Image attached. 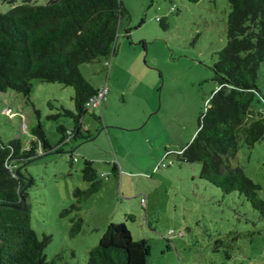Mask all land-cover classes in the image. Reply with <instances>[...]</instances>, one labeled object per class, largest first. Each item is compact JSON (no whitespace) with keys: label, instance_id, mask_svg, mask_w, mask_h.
<instances>
[{"label":"rangeland","instance_id":"rangeland-1","mask_svg":"<svg viewBox=\"0 0 264 264\" xmlns=\"http://www.w3.org/2000/svg\"><path fill=\"white\" fill-rule=\"evenodd\" d=\"M121 2L127 15L117 28L115 53L78 65L87 82L107 90L100 110L88 109L82 125L92 132L95 121L89 113L106 112L116 122L111 132L98 128L91 140H67L50 153L38 151L23 166L30 176L25 183L30 226L37 238L50 237L43 251L46 261L85 264L87 250L106 225L122 222L133 240L146 241V264H264V226L256 213L236 192L222 194L200 180L198 162H182L175 154L191 140L197 116L216 87L210 67L225 43L228 3ZM10 7L0 0V13ZM255 84L264 101V64ZM71 95L70 86L37 79L30 81L28 101L12 90L0 92V140L17 138L24 146L38 121L54 147L56 124L70 128L72 120L58 116L53 121L46 115L57 106L72 109ZM165 150L170 152L163 161L171 163L158 168ZM84 160L91 161L100 188L77 202L74 188L88 186L80 173ZM229 163L259 185L264 199V137L251 147L240 142ZM71 204L79 209H70ZM78 217L79 231L70 236Z\"/></svg>","mask_w":264,"mask_h":264},{"label":"trees","instance_id":"trees-1","mask_svg":"<svg viewBox=\"0 0 264 264\" xmlns=\"http://www.w3.org/2000/svg\"><path fill=\"white\" fill-rule=\"evenodd\" d=\"M3 1L11 7L0 13V92L12 90L28 101L32 79L70 86L72 109L57 106L56 112L46 117L53 121L58 116L68 117L72 126L56 124L59 138L54 147L38 121L29 130L33 139L28 144L23 146L17 138L0 140V264H53L43 254L49 235L37 238L30 226L28 206L16 208L21 206L18 192L25 182L14 170L37 157L38 151L50 153L70 138L77 142L93 135L83 128L81 119L88 112L86 101L97 89L83 78L78 65L115 53L117 28L127 12L121 0ZM225 1L229 6L225 43L210 67L216 87L197 116L191 140L175 154L182 162H198V178L222 194L236 192L264 226L259 185L229 163L240 142L251 147L264 137V101L255 84L258 67L264 64V0ZM159 25L164 28L162 22ZM253 103L259 107L254 109ZM47 105L53 108L50 101ZM89 115L100 120L94 112ZM169 152L164 151L156 167L171 163L163 161ZM111 169L115 175L116 167ZM18 172L30 178L23 167ZM80 173L88 186L74 188L77 202L100 188L91 161H83ZM22 197L26 198L25 190ZM69 208L78 210L79 206L71 204ZM80 222L79 217L72 222L70 236L78 233ZM147 256L144 239L133 240L122 222H109L97 244L87 250L85 264H146Z\"/></svg>","mask_w":264,"mask_h":264},{"label":"crops","instance_id":"crops-1","mask_svg":"<svg viewBox=\"0 0 264 264\" xmlns=\"http://www.w3.org/2000/svg\"><path fill=\"white\" fill-rule=\"evenodd\" d=\"M97 89V88H96ZM107 91V90H106ZM104 98V97H103ZM103 100V99H102ZM101 105V104H100ZM98 110H100V106H99V108H98ZM106 110V105L104 106V111ZM99 117H100V120H95V119H93L94 121H95V125H92V129H93V131L91 132L90 130H89V128H88V126L87 125H83V128H85L87 131H88V133H90V134H93L94 135V133L98 130V128H100V131L101 130H106V132L107 133H109V132H111V131H109V128H111V123H116V122H114V120H112L111 118H109L108 117V113H101V112H99ZM134 123L132 122L131 124H129V127H134ZM92 135V136H93ZM91 136V137H92ZM90 138V137H89ZM69 141L70 140H72L73 142H75V140H73V139H68ZM77 142H81V141H77ZM76 142V143H77Z\"/></svg>","mask_w":264,"mask_h":264},{"label":"built area","instance_id":"built-area-1","mask_svg":"<svg viewBox=\"0 0 264 264\" xmlns=\"http://www.w3.org/2000/svg\"><path fill=\"white\" fill-rule=\"evenodd\" d=\"M104 64L108 65V62L104 61ZM105 92H106L105 86L100 87V89L98 88L97 92L88 98V100L85 103V106L88 109H91V108H97L98 109L100 104H101V101L104 97ZM161 165H164V164L162 163ZM140 202H141V204H143L144 199L141 198Z\"/></svg>","mask_w":264,"mask_h":264},{"label":"water","instance_id":"water-1","mask_svg":"<svg viewBox=\"0 0 264 264\" xmlns=\"http://www.w3.org/2000/svg\"><path fill=\"white\" fill-rule=\"evenodd\" d=\"M91 139H93V136L90 137V138H87V139H85V140H82L81 142H79V144L82 143V142H84V141L91 140ZM26 162H27V161H26ZM26 162H24L23 164L19 165V166L16 167L15 170H14V174H15L17 177H19L20 179L24 180L25 183L28 181V178H27L26 176L20 174L18 171H19V169H21V168L24 166V164H25ZM25 183H24V185L21 187V189H20L19 192H18L19 197H20V199H21V206L16 207V208H19V209H24V208L26 207L25 199L22 197V192L25 190V187H26V184H25ZM14 207H15V206H14Z\"/></svg>","mask_w":264,"mask_h":264}]
</instances>
